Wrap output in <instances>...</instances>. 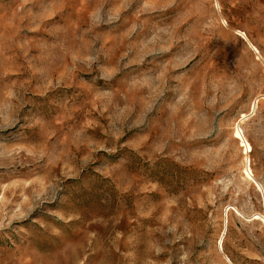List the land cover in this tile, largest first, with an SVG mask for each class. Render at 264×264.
<instances>
[{"label":"rangeland","instance_id":"1","mask_svg":"<svg viewBox=\"0 0 264 264\" xmlns=\"http://www.w3.org/2000/svg\"><path fill=\"white\" fill-rule=\"evenodd\" d=\"M0 264H264V0H0Z\"/></svg>","mask_w":264,"mask_h":264}]
</instances>
